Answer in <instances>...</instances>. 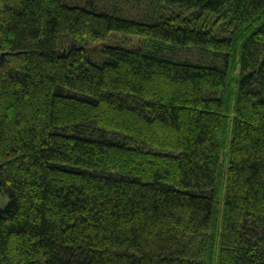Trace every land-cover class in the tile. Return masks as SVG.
Here are the masks:
<instances>
[{
    "label": "trees",
    "instance_id": "1",
    "mask_svg": "<svg viewBox=\"0 0 264 264\" xmlns=\"http://www.w3.org/2000/svg\"><path fill=\"white\" fill-rule=\"evenodd\" d=\"M160 1L0 0V264H264V0Z\"/></svg>",
    "mask_w": 264,
    "mask_h": 264
},
{
    "label": "rangeland",
    "instance_id": "2",
    "mask_svg": "<svg viewBox=\"0 0 264 264\" xmlns=\"http://www.w3.org/2000/svg\"><path fill=\"white\" fill-rule=\"evenodd\" d=\"M69 5H78L90 9L114 13L119 16L139 20L143 22H153L160 16H169L172 9L167 7L164 1L160 0H64ZM78 42L68 36L61 49L68 48L70 44ZM102 45H123L125 47L144 46L148 47L149 42L146 38L126 34L122 32H113L103 40H95L86 44L90 57L96 62L105 60L104 53L100 50ZM177 58L188 59L191 61L206 62L205 54L190 53L180 51L173 54ZM10 197L7 192L0 191V208H5L9 203Z\"/></svg>",
    "mask_w": 264,
    "mask_h": 264
}]
</instances>
